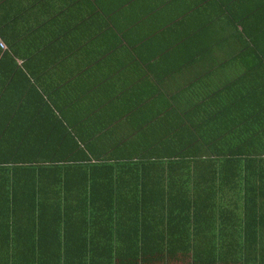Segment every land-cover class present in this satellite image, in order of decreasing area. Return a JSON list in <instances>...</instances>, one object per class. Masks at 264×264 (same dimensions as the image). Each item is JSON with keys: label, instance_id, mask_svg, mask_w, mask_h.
<instances>
[{"label": "crops", "instance_id": "obj_1", "mask_svg": "<svg viewBox=\"0 0 264 264\" xmlns=\"http://www.w3.org/2000/svg\"><path fill=\"white\" fill-rule=\"evenodd\" d=\"M0 41V189L27 160L44 166L51 186L56 166L68 169L94 195L78 202L77 186H66L68 206L82 210L66 229L72 239L88 212L111 227L135 218V201L114 198L113 183L133 168L148 174L144 161L161 159L152 141H173L176 128L174 136L182 131L191 142L221 141L240 108L229 103V84L242 77L246 94L264 83V0H0ZM1 199L0 221L17 218ZM112 207H120L115 219ZM153 215L144 214L146 238ZM118 246L90 251H125Z\"/></svg>", "mask_w": 264, "mask_h": 264}, {"label": "trees", "instance_id": "obj_2", "mask_svg": "<svg viewBox=\"0 0 264 264\" xmlns=\"http://www.w3.org/2000/svg\"><path fill=\"white\" fill-rule=\"evenodd\" d=\"M241 80L238 77L229 84V103L235 109L239 104L244 111L237 110L238 118L229 121L221 141L206 142L200 137L195 143L182 131L174 136L178 128L172 129L173 141L151 142L161 159L144 161L150 167L147 175L143 168H133L127 179L113 183L118 188L114 198L134 200L137 205L135 218L120 216L119 223L115 215L120 207H112L113 227L105 220L96 222L88 212L72 239L66 229L82 210L78 204L68 206L71 188L66 186L72 182L77 186L76 201L91 202V185L78 187V177L56 166L59 179L51 186L43 165L24 161L30 167L2 180L0 196L8 205L6 215L10 212L17 218L0 221V264H264V125L257 124L264 118V83L244 94ZM165 114L167 121L178 124L172 117L176 112ZM131 141L125 142L132 147ZM150 181V187L145 185ZM14 186L25 191H15ZM142 201L154 204L145 208ZM175 202L177 206H172ZM146 209L154 214L149 225L155 231L148 238L142 231L147 226L143 221H148ZM125 221L132 225L125 226ZM131 234L136 238H127ZM111 243L125 251H100V257L90 251ZM66 244L83 251H64Z\"/></svg>", "mask_w": 264, "mask_h": 264}, {"label": "built area", "instance_id": "obj_3", "mask_svg": "<svg viewBox=\"0 0 264 264\" xmlns=\"http://www.w3.org/2000/svg\"><path fill=\"white\" fill-rule=\"evenodd\" d=\"M3 48H4V46H3V44L0 41V49H3Z\"/></svg>", "mask_w": 264, "mask_h": 264}]
</instances>
